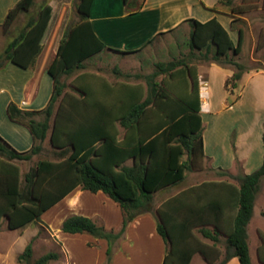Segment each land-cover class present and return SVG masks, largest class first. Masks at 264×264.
<instances>
[{"label": "trees", "instance_id": "1", "mask_svg": "<svg viewBox=\"0 0 264 264\" xmlns=\"http://www.w3.org/2000/svg\"><path fill=\"white\" fill-rule=\"evenodd\" d=\"M132 1L124 0L129 10ZM93 2L79 0V21L66 29L48 66L54 79L48 105L40 111H24L15 103L8 106L9 118L30 130L34 145L19 151L0 135V234L3 217H7L10 230H19L42 223V216L78 187L92 193L102 191L122 210L124 219L118 231L107 230L100 220L79 215L65 219L62 230L106 240L109 246L105 264H112L117 242L136 218L153 212L155 195L178 186L189 171L204 162V127L194 61L212 60L234 66L235 73L226 83L231 91L251 68L234 59L242 52V28L235 43L217 19L205 23L189 19L186 22L192 31L187 59L159 61L148 75L119 73L138 82L112 83L86 71V63L108 49L90 22ZM222 2L230 6L233 0ZM35 3L19 1L10 10L4 29L31 11ZM231 13L234 26L240 18L235 10ZM52 16L53 8L45 2L6 47L0 57V70L9 62L23 69L36 65L45 48L43 40ZM76 72L68 86L63 79ZM178 83H184L185 93L177 94ZM37 115L43 119L37 120ZM119 126L125 129L122 140ZM47 140L58 158L40 160L24 175L23 183L20 167L14 161H31L42 153ZM219 175L229 176L238 184L205 182L178 192L158 207L157 231L167 246L162 264H190L198 253L209 264H227L232 258L252 264L248 225L264 178V163L251 174L220 171ZM32 257L30 242L19 259L30 261ZM260 258L264 262L262 255ZM59 259L58 253L49 252L35 264Z\"/></svg>", "mask_w": 264, "mask_h": 264}, {"label": "crops", "instance_id": "2", "mask_svg": "<svg viewBox=\"0 0 264 264\" xmlns=\"http://www.w3.org/2000/svg\"><path fill=\"white\" fill-rule=\"evenodd\" d=\"M19 1L21 0H0V37L5 36L3 24L10 10ZM222 1L133 0L129 10L124 0H94L90 11V22L99 39L108 47L103 53L112 56L126 58L139 56L151 50L162 37L169 36L181 26L189 25L186 22L189 19L202 23L217 19L235 43L239 40V29L242 28L244 42L241 54H244L248 32L244 26L237 27V23L233 26V14L228 9L229 5ZM38 2L39 0H36L31 11L20 15L21 18H26L21 31L40 9L41 5ZM50 5L53 8V20L56 6L53 2H50ZM239 18L248 21L244 16ZM48 30L43 40L44 51L34 67L23 69L9 62L4 69L0 70V135L19 151L31 149L34 138L25 125L9 118L8 106L10 103H15L24 111H40L48 105L54 90V79L47 69L55 58L59 45V43L55 45L56 39L47 45ZM252 48L254 51L255 43ZM196 71L199 82L200 114L204 127V163L214 176L211 179L199 181L207 174L191 171V184L178 185L180 189L171 196L205 182L228 181L237 185L236 180L221 176L219 172L227 171L236 175L237 165L240 164L241 173L251 174L261 168L264 163V70L246 71L238 87L232 91L227 88L226 83L235 73L234 66L212 60L203 61L196 64ZM23 102H26V105H22ZM36 119L42 120L43 116L37 115ZM119 130V138L122 140L125 129L119 126ZM127 165L130 164L127 162ZM216 188L221 190V187ZM161 192L169 193V190ZM73 215L100 220L107 230L118 231L124 219L119 204L102 191L92 193L78 187L42 216V221L46 222L54 233L62 248V256L68 264L78 262L105 264L109 246L106 240L97 239L90 234H68L62 230L65 219ZM248 235L252 264H264L260 258V255L264 257L262 238L264 235V178L261 180L256 196L254 215L248 225ZM222 239L225 240L226 237L222 236ZM203 241L212 243L208 239ZM166 252L167 246L157 231V221L151 213H147L139 216L129 225L121 249L114 253L112 264H138L142 256L143 264H162ZM190 264L209 263L198 253L193 256ZM227 264L241 263L238 258H232Z\"/></svg>", "mask_w": 264, "mask_h": 264}, {"label": "rangeland", "instance_id": "3", "mask_svg": "<svg viewBox=\"0 0 264 264\" xmlns=\"http://www.w3.org/2000/svg\"><path fill=\"white\" fill-rule=\"evenodd\" d=\"M45 2H53L56 6V14L51 22L47 34V45L55 39V45H57L63 37L66 29L72 27L79 21V14L77 11L79 0H39L38 3L42 5ZM228 9L231 12L235 10L239 17L244 16L248 19V21L240 19L236 24L237 27L244 26L246 28V32L248 33L244 54L234 56V59L247 65L253 70H260L258 68H263L264 70V0H233V3ZM62 16H64V18H62ZM25 23L26 18H21V16H19L13 27L11 26L9 29H3V34L5 36L3 35L4 37H0V57L4 55L6 50L5 48L3 51V48L9 41L19 35V32ZM191 31L192 26L190 24L181 26L169 36L159 39L151 50H148L139 56L126 58L103 53L86 63V71L100 74L112 83L138 82L135 78L129 79L119 73L148 75L156 70L155 64L159 61L168 62L173 59H185L190 53L189 41ZM254 43L256 48L253 51L252 46ZM194 62L197 64L203 61L196 60ZM78 73L79 72H76L70 78H64L63 81L69 86ZM158 79L160 80L161 77ZM177 87V94L185 93L186 87L184 83H178ZM70 89L71 88L68 87V90ZM57 158L58 157L56 156L54 149L51 147L49 140H47L42 153L34 156L31 161H14V163L20 167L22 181L24 183V175L35 167L40 160H56ZM128 164H131V162H128ZM194 169L195 171H200L203 175L204 173L207 174L206 177H201L199 181H202L203 179H211L214 176V174L210 172L209 168L205 166L204 162L197 164ZM236 173V175L241 173L240 164L237 165ZM191 177L192 174L191 171H189L187 173L186 180L181 182L179 186L191 184ZM228 179L233 180V178L229 176ZM179 186L167 188L169 193H163L160 191L155 195L153 212L151 214L154 216L156 221L158 219V206L165 198L177 192L180 189ZM210 228L213 227L210 226ZM197 233L200 237H202L198 230ZM125 237L126 234L122 240L117 242L115 246L116 252L121 249V245ZM30 242H33V257L30 261H21L19 257ZM49 252L58 253L61 257V259L52 261L50 264H68L62 256L63 251L61 246L58 244L54 233L51 231V228L46 222L31 224L19 230H10L7 217H3L2 230L0 234V264H35L40 257ZM139 259L140 263L138 262V264H143V256ZM77 264L80 263L78 262Z\"/></svg>", "mask_w": 264, "mask_h": 264}, {"label": "built area", "instance_id": "4", "mask_svg": "<svg viewBox=\"0 0 264 264\" xmlns=\"http://www.w3.org/2000/svg\"><path fill=\"white\" fill-rule=\"evenodd\" d=\"M22 105H26V102H23Z\"/></svg>", "mask_w": 264, "mask_h": 264}]
</instances>
